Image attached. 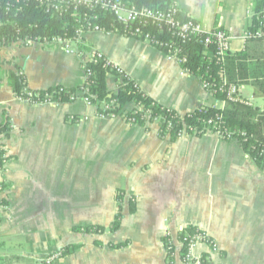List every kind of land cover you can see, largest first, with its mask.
Masks as SVG:
<instances>
[{"label":"crops","instance_id":"0c3cea01","mask_svg":"<svg viewBox=\"0 0 264 264\" xmlns=\"http://www.w3.org/2000/svg\"><path fill=\"white\" fill-rule=\"evenodd\" d=\"M253 1L174 3L206 30L224 29L230 51L237 52L244 47ZM82 41L179 115L200 106L225 107L196 76L146 42L99 32L84 34ZM0 65V124L7 119L11 127L3 143L9 160L0 171L6 201L0 211V264H41L71 246L77 249L52 264H182L167 256L164 239L187 228L205 231L217 242V254L204 264H264V168L235 139L208 132L171 140L158 136L156 123L96 118L95 108L80 100L40 106L17 100L6 78L18 70L34 91L83 85L80 57L58 44L17 42L0 51ZM119 80L109 73L108 91H116ZM247 88L250 97L242 94ZM239 93L264 112V97L252 86H240ZM71 117L88 119L72 122ZM118 190L123 201L117 231L101 236L71 231L107 228L119 208ZM63 221L70 240L62 237ZM119 243L126 245L110 247Z\"/></svg>","mask_w":264,"mask_h":264},{"label":"trees","instance_id":"16d2710c","mask_svg":"<svg viewBox=\"0 0 264 264\" xmlns=\"http://www.w3.org/2000/svg\"><path fill=\"white\" fill-rule=\"evenodd\" d=\"M125 2L138 11L149 9L164 13H169L175 5L174 0H125ZM43 8L44 6H40L37 1L33 0L28 2L0 0V51L25 40L41 43L53 38L76 40V31L84 26L82 20L84 14L86 16L95 14L98 19L92 21V24L98 25L105 33L131 37V32L136 25V23L133 26L120 25L109 13L98 9L87 11L80 8L77 13L70 11L67 14L59 15L45 13ZM174 19L181 23L188 20L178 9ZM158 26V24H148L143 27V30L149 32L155 39L173 43L174 47L179 48V55L184 59L181 67L188 70L189 74L196 76L216 100L223 101L225 103L223 109L213 106H200L190 113L179 115L145 95L126 75L120 78L116 91L110 92L106 86V76L109 73L115 74V72L100 61L86 64L84 83L75 89L55 86L41 91L30 90L27 88L24 75L19 70L8 74L6 78L8 86L15 97L25 99L31 105L43 100L45 95L53 103H70V96L75 95L76 98H79L78 90L84 89L86 90L85 96L89 97V101L96 112L105 115L113 114L116 118H121L129 124L143 126L146 123H156L158 136H169L171 140L176 139L178 133L183 129L188 135L199 137L220 128L231 134L243 151L254 160L259 168L263 169L264 112H258L256 108L249 106L228 102L226 89L230 85H235L238 88L250 85L257 95L264 97V35L246 39L242 50L227 52L223 56V61L219 62L215 58L210 59L206 56L204 52L206 36L204 34H192L185 39H178L167 32L165 24H161L162 32ZM246 30L251 31L252 34L257 31L264 34V0L253 1L251 25ZM77 47L79 48L80 45ZM214 47L213 43L208 44L210 51H213ZM79 49L86 50V47L81 45ZM221 87L223 88L222 91L219 90ZM128 104H132L133 108L127 110ZM10 129L9 120L5 119L0 124V171L3 170L9 160L3 149V143L9 136ZM3 191L4 185H0V208L2 209L6 207L5 199L1 197ZM114 199L119 208L107 228L98 225L73 226L71 231L99 236L105 232L117 231L122 219L120 207L123 201L122 192L116 191ZM134 211L133 204H130L129 212L133 213ZM193 229L187 228L180 231L177 233V237L181 238L184 234L192 232ZM166 242L165 238L164 243ZM95 244L100 245L101 243L95 241ZM125 245L126 243L110 244V247L118 249ZM76 249V246L66 247L60 254L63 257ZM40 263L45 264L43 260Z\"/></svg>","mask_w":264,"mask_h":264},{"label":"built area","instance_id":"2783aa9c","mask_svg":"<svg viewBox=\"0 0 264 264\" xmlns=\"http://www.w3.org/2000/svg\"><path fill=\"white\" fill-rule=\"evenodd\" d=\"M16 2H28L30 0H15ZM37 1L40 6H44L43 10L45 13L51 14H59L64 15L68 12L77 13L79 12L80 8H84L87 11H94V10H102L103 12L109 13L114 20L123 26H133L135 23L136 25L131 32V37L141 40L143 42L148 43L149 45L153 46L154 48L162 51L168 59H172L177 61L180 65L184 63V59L180 57V49L174 47L173 43L170 44L169 42L159 41L155 39L149 32L144 31L143 27L147 26L148 24H158L160 32H162L161 24H165L167 27V32L171 33L172 36L178 39H185L188 35H195V34H204L205 40V54L208 58L212 59L215 58L216 61L219 62L223 61V56L227 52L230 51V43L231 38L229 34L220 27H215L210 30H206L199 22L188 18L186 22H178L174 19V15L177 13V7L174 5V8L169 13L153 11L149 9H143L138 11L133 6H128L125 0H33ZM82 20L84 26L76 31V40H69V39H60V38H53L51 40H45L41 42H35L32 40H25L21 43L32 46V45H49V44H58L61 45L64 52L66 54H77L80 59L84 70V79L86 76L85 66L89 62H103L104 66L108 67L109 69L113 70L116 76L120 79L124 76V72L118 66L109 62L101 53L96 52L94 50H83L79 49L84 46V42L82 41V36L86 33L90 32H99L105 33L103 29H101L98 25L92 24V21H96L98 18L94 14L92 16H86L85 14L82 15ZM251 25V17L250 23ZM261 25V24H260ZM144 32H143V31ZM264 34L261 31L255 32L252 34L251 31L246 30L243 34V40L254 37H261ZM214 44V50L210 51L208 49V44ZM77 45H80L78 48ZM74 46V47H73ZM75 48V49H74ZM185 73L189 74L188 70L184 69ZM205 88V87H204ZM219 90H223L221 87ZM86 90L79 89L77 94L79 98H76L75 95L70 96V102H74L80 100L86 106L93 107L91 102L89 101V97L85 96ZM17 100L27 103L25 99L16 97ZM226 100L232 103H238L245 106H251V103L240 96L239 88L235 85H230L226 89ZM57 103L51 102V99H48V96L45 95L43 100L38 102L32 103V105H56ZM96 118L107 120L116 118L113 114H102L96 112ZM88 118H77L71 117L70 120L72 122L78 121H86ZM211 124L210 121H208ZM217 135L219 138L223 140H233V136L227 133L226 130H221L218 128L216 131L212 132ZM183 135H188L185 129L181 130L178 133V137ZM176 234L168 233L166 235V254L170 259L177 260L182 264H204L211 260V256L217 254L218 252V245L207 232L194 228L192 232L184 234L181 238L177 237ZM200 247H204L206 249L205 252H198ZM61 257L60 252L52 254L48 256L43 261L45 264H51L55 260Z\"/></svg>","mask_w":264,"mask_h":264},{"label":"rangeland","instance_id":"374dc122","mask_svg":"<svg viewBox=\"0 0 264 264\" xmlns=\"http://www.w3.org/2000/svg\"><path fill=\"white\" fill-rule=\"evenodd\" d=\"M23 44V43H22ZM74 47V46H73ZM247 90H249V88L247 89H242V94L245 96V97H250L249 93H247ZM208 133V132H207ZM2 210V208H0V211ZM67 223V222H66ZM66 223L63 221L62 223V237L63 239L66 238V240H70L71 239V234L68 232V231H65V225ZM68 223L70 224L71 222L68 221Z\"/></svg>","mask_w":264,"mask_h":264}]
</instances>
